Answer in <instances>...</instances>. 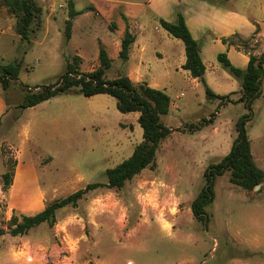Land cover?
<instances>
[{"label": "rangeland", "instance_id": "obj_1", "mask_svg": "<svg viewBox=\"0 0 264 264\" xmlns=\"http://www.w3.org/2000/svg\"><path fill=\"white\" fill-rule=\"evenodd\" d=\"M36 1L42 25L29 40L8 28L14 17L0 5V65L21 60L18 78L4 92L8 105L0 116V228L5 230L0 264H75L97 256L107 264H264V182L246 191L229 182L227 170L215 180L214 197L205 208L208 223L192 216L190 205L204 169L228 153L235 122L247 109L242 103L209 100L203 84L183 71L165 73L167 79L154 71L162 83L154 88L172 104L160 117L171 132L156 150L155 168H144L120 189L88 190L75 206L58 208L52 226L44 222L16 236L7 232L12 214H34L89 183H107L105 171L142 141L139 112L119 111L116 99L105 93L84 96L74 87L18 107L23 85L54 82L75 54L81 57V71L97 67L101 45L112 59L106 78L128 75V60L114 53V41L128 25V0H73L83 12L72 19L69 39L68 0ZM142 21L146 31L153 29L148 10ZM147 48L153 56L152 45ZM217 74L239 86L222 67ZM261 90L247 132L254 160L264 170V67ZM3 91L0 83V105ZM12 169V182L4 188L1 175Z\"/></svg>", "mask_w": 264, "mask_h": 264}, {"label": "trees", "instance_id": "obj_2", "mask_svg": "<svg viewBox=\"0 0 264 264\" xmlns=\"http://www.w3.org/2000/svg\"><path fill=\"white\" fill-rule=\"evenodd\" d=\"M6 11L14 17L12 29L20 39L29 40L31 33L41 28L42 7L36 0H1ZM67 19L65 20V37L70 38L72 19L82 10L74 8L73 0L67 1ZM159 24L173 37L180 39L184 45L185 62L183 69L200 81L209 100L219 99L225 103H242L247 112L238 117L235 122L236 135L230 150L219 161L210 163L203 172V184L190 208L193 218L202 225L208 223L206 206L214 197L213 186L216 178L229 170V182L251 191L255 185L264 182V170L257 166L251 151L250 140L247 132V123L253 116L252 106L261 94V78L264 67V56L253 54L250 43L251 38H241L238 33L222 38L227 44H232L248 54V62L245 68L235 66L228 58L226 52L217 54V60L221 67L231 76L238 80L240 89L237 98H231L229 92L226 94L215 93L204 79L205 66L200 56L199 42L194 39L185 23L181 13H178L174 21L159 19ZM134 41V35L128 29V25L120 39L118 58L122 61L128 59L130 45ZM258 43H254L257 45ZM254 47V46H253ZM81 57L77 54L66 62L64 71L54 82L30 87L23 85L24 96L18 107L26 108L34 106L44 100L61 93L69 92L74 87L84 96L105 93L116 99V107L121 112H139L137 121L142 128V141L133 149L132 153L120 163L105 171L107 183H89L84 189H79L66 197L49 202L42 210L34 214H12L8 220V233L12 236L26 234L31 228L41 223L49 226L56 222L55 212L63 206H75L77 201L88 190L99 186L120 189L125 182L139 174L144 168L156 167V150L164 138L168 136L171 129L161 122L160 117L169 111L170 98L162 91L147 85L145 82H133L128 75L120 74L108 79L106 71L112 65V59L103 45L98 50V65L92 70H80ZM21 60L13 63L0 65V83L3 89H7L11 81L18 78ZM13 119V118H12ZM213 119L209 116L208 121ZM14 166V162H13ZM12 166V168H13ZM14 169L5 171L2 177V186L6 188L12 182ZM5 230L0 228V235ZM88 264H95L89 261Z\"/></svg>", "mask_w": 264, "mask_h": 264}, {"label": "crops", "instance_id": "obj_3", "mask_svg": "<svg viewBox=\"0 0 264 264\" xmlns=\"http://www.w3.org/2000/svg\"><path fill=\"white\" fill-rule=\"evenodd\" d=\"M147 10L154 16V27L146 31L142 16ZM178 13L183 15L192 37L199 42L200 56L205 66L204 79L208 86L217 94H238L240 84L237 79L239 86L236 88L234 82H223V79H228L226 74H217L221 67L217 54L224 51L235 66L245 68L248 54L222 41V38L238 33L241 38H251L250 47L253 54L264 56V0H258L256 3H253V0H242L241 6L226 5L220 0H128V12L125 15L128 17V29L134 35L127 59L128 77L133 82H145L151 87H160L162 83L155 76V70L160 72L159 77L165 79V73H189L182 68L186 59L183 42L159 24L160 18L174 21ZM10 27L12 29L11 24L8 28ZM122 35L114 41V53L117 55ZM148 44L152 45L153 56L148 54ZM149 71H152V74H149ZM3 90L4 103L0 105V116L8 105L4 93L7 89ZM214 100L216 99L211 101ZM171 106L170 103L169 109ZM89 261L107 264L99 256L75 264H88Z\"/></svg>", "mask_w": 264, "mask_h": 264}, {"label": "water", "instance_id": "obj_4", "mask_svg": "<svg viewBox=\"0 0 264 264\" xmlns=\"http://www.w3.org/2000/svg\"><path fill=\"white\" fill-rule=\"evenodd\" d=\"M260 187V184L254 186V190H257Z\"/></svg>", "mask_w": 264, "mask_h": 264}]
</instances>
